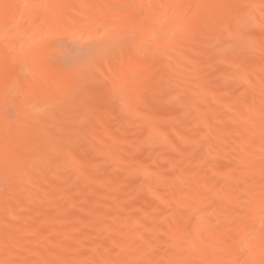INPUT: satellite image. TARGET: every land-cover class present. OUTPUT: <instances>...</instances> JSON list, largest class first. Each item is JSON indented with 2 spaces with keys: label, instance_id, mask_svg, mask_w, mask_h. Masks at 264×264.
Here are the masks:
<instances>
[{
  "label": "bare ground",
  "instance_id": "obj_1",
  "mask_svg": "<svg viewBox=\"0 0 264 264\" xmlns=\"http://www.w3.org/2000/svg\"><path fill=\"white\" fill-rule=\"evenodd\" d=\"M229 23L236 30L226 34ZM250 28L263 33L247 34ZM63 35L69 44L60 43ZM226 54L224 63L240 72L216 67ZM211 71L212 84L223 90L208 98L203 81ZM176 88L190 100L174 105ZM159 102L174 106L160 114ZM232 116L239 122L230 129ZM113 118L144 126L136 140L151 144L150 151L163 150L169 166L157 168V159L145 166L132 160L134 152L117 150L137 135L130 126L110 140L96 137L109 132ZM82 122L94 137L78 154ZM200 135L207 144L198 145ZM111 140L115 150L106 146ZM215 163L226 167L216 171ZM59 168V180L71 177L72 189L87 190L79 195L91 198L102 189L104 196L119 190L133 196L115 193L119 211L113 207L108 223H92L112 209L94 204L84 210L80 228H57L47 181ZM40 178L45 187L36 197ZM213 191L219 195L210 204ZM26 193L48 213L33 215ZM72 203L61 222L79 217L82 208ZM33 216V226L22 233L16 221ZM83 227L89 231L79 239ZM148 236L155 241L137 245ZM3 243L0 264H42L48 256L55 264H264V0H0ZM78 244L85 253L70 254ZM10 246L20 247L13 252Z\"/></svg>",
  "mask_w": 264,
  "mask_h": 264
},
{
  "label": "rangeland",
  "instance_id": "obj_2",
  "mask_svg": "<svg viewBox=\"0 0 264 264\" xmlns=\"http://www.w3.org/2000/svg\"><path fill=\"white\" fill-rule=\"evenodd\" d=\"M230 22V21H229ZM229 25H230V23H229ZM231 26V28L229 27V30H226V34H231L232 33V31L234 32V30H233V28H235V30H236V26L234 27H232V25H230ZM232 30V31H231ZM246 30V29H245ZM248 30V29H247ZM250 32V33H249ZM254 32V33H253ZM258 32H260V30H258V29H255V28H250L246 33L247 34H259V35H261L260 33H263V31H262V29H261V32L260 33H258ZM61 39V41H60V43L62 42V44H66L68 41H71V40H69V39H71L69 36H65V35H63V37L62 38H60ZM63 41H64V43H63ZM70 42H68V44H69ZM254 52V51H253ZM147 54V53H146ZM145 53H144V55H143V57H146L145 55H146ZM251 54V53H250ZM227 55V54H226ZM229 55H227V56H223L222 55V59L220 58L219 59V61L216 63V67H218L220 70H222V71H224V72H226V73H232V72H234V71H236V73L237 72H240L242 69L240 68V69H238V67H237V70H234V71H232L231 72V70H232V68H234V66H232V65H228V64H225L224 63V59H226V58H229L228 57ZM257 64V63H256ZM256 64H254L253 66H251V69L252 68H254V69H250L251 71H253L252 73V77L254 78V80L256 79L257 80V78L259 79V71H258V68H259V63L256 65ZM258 66V67H257ZM215 75H214V74ZM257 74V75H256ZM208 75V76H207ZM206 77H207V79L206 80H204L203 82H205V85H209L210 87H208V89H207V91L206 92H209V93H206V95L208 96V98H210L211 97V95L213 94V95H216V93L217 92H220V90L222 89L223 90V87L221 88V86H217V85H213L212 83H213V81L212 80H214V77L216 76V71L214 72H209L208 74H206L205 75ZM256 76V77H255ZM205 77V78H206ZM204 78V79H205ZM212 79V80H211ZM179 81V80H178ZM180 81H181V79H180ZM177 83H179L180 84V82H177ZM210 83H211V85H210ZM177 85V84H176ZM252 90H254V89H252ZM258 90V89H257ZM250 91V89L247 91V93H244L245 95L244 96H246V94H248V92ZM255 91V90H254ZM259 91V90H258ZM257 91V92H258ZM256 92V91H255ZM215 93V94H214ZM250 93H252V92H250ZM250 93H249V95H250ZM218 94V93H217ZM252 94H254V93H252ZM212 95V96H213ZM256 95V94H255ZM240 96H243V95H240ZM173 97V98H172ZM99 100V99H98ZM97 99H96V102L98 101ZM171 100H172V103H175L174 105H176V104H178V102L179 103H184V102H188L189 100H190V97H187V96H182L178 91H177V88H176V90L172 93V95H171ZM175 101H177V102H175ZM208 101H210L209 99H208ZM173 105V106H174ZM173 106H168V104H166V102H159V103H157V105H155V110L158 112V113H160V114H162V113H167V112H170L169 110H171V108L173 107ZM168 108H170V109H168ZM193 109H191V110H188L187 112H185L184 113V115H183V119H185L184 121H186V119L188 120V118L190 117H192V115H193ZM210 113V112H209ZM213 113H211V115H212ZM221 113L219 112V114L218 113H216V118L217 117H219V115H220ZM208 117L207 118H209V119H211V117L209 116V115H207ZM213 117H214V114L212 115ZM239 118H240V116H238ZM220 118H221V116H220ZM220 118H218V119H220ZM233 118H235V116H232V118L230 117V120L228 119L227 120V125L229 126V128L230 129H233L235 126H237L238 125V123L237 124H234V123H236L238 120H234ZM117 118H113L112 120H110L111 122H110V129L108 130L109 132L107 133L106 131H105V133H104V131H101V132H98L97 134H96V137H98L99 139H102V138H105L106 137V140L109 138V140L110 139H112V137L114 136V135H116V133L119 131V130H124V129H126L127 127H129L130 125H129V121H127V120H124V121H122V120H116ZM232 119V120H231ZM235 119H237V118H235ZM234 120V121H233ZM230 121V122H229ZM239 122V121H238ZM119 123V124H118ZM235 126H234V125ZM78 126H79V128H80V134H81V136H84V137H82V139H81V141H80V144L79 145H77V147L76 146H74V150L79 154V150H80V147L85 143V142H87V140H89V139H91V138H93L94 136L93 135H91V134H88L87 135V132H86V130H87V126L86 125H84V123L82 122V123H80V124H78ZM231 126H232V128H231ZM125 127V128H124ZM130 128H132V129H134V130H136V132H137V135L136 134H134L133 136L135 137V138H133V136H131V135H129L128 137H132L133 138V140L132 139H128V140H126V142L124 143H122V142H119L118 143V147L120 148H117V145L116 146H114L113 145V143H112V140H111V142H110V144H107L106 143V146L110 149L111 148V146H112V149L113 150H115L116 148H117V150H119V151H122V152H130V153H133L134 152V154L132 155V160L133 161H135L136 163H141V164H143V165H151V163H152V160L153 159H157L156 160V162L157 163H155V166L157 167V168H159V169H161V168H164V167H167V166H169V161L168 160H165V159H161V153L162 152H164L163 150H161L159 153L157 152V151H150L151 150V148H149L148 147V145H149V143H148V145H146V144H144V145H140L139 144V142L136 140V136H138V134L139 133H143L144 131H145V127L143 126L142 127V125H131L130 126ZM140 128V129H139ZM104 134V135H103ZM108 136V137H107ZM173 136V135H172ZM202 137H203V135H202ZM201 137V135L199 136V142H198V145L200 146L201 144H202V146L203 145H205V144H207V143H205L204 141L207 139L206 137V139L203 137L202 138ZM84 138V139H83ZM202 139H203V141H202ZM103 140V139H102ZM105 140V139H104ZM108 140V141H109ZM208 140V139H207ZM108 141H106V142H108ZM255 141H258L257 139H255ZM131 142V143H130ZM124 144V145H123ZM81 145V146H80ZM120 145V146H119ZM151 145V144H150ZM149 145V146H150ZM182 146H183V144H182ZM124 149V150H123ZM150 149V150H149ZM21 150H23V147L21 146V147H16V151H21ZM178 154V153H177ZM174 155H176V153H174ZM13 157H14V155H12ZM168 161V162H167ZM105 166V165H104ZM153 166H154V164H153ZM102 167V166H101ZM226 167V165H224V164H220V163H215L214 164V169L216 170V171H220L221 169H223L224 170V168ZM57 171V172H56ZM55 171V173H54V175L52 176V177H50L48 180L49 181H47V183L49 182V184H50V187L51 188H54V190H53V192H52V200H54V204H56V208H54V211L53 212H55L53 215H54V217H56L57 218V220L58 221H55V223H54V225H55V227H57V228H62V227H59L60 225L61 226H64L63 228H65V227H68L67 225H69V224H71V223H75V225H77V227H79L80 228V225H82V224H84L85 222H86V220H87V213H86V211H84L85 209H87V207H89V206H91V205H96V206H98V207H102V205H103V207L105 208V206H108V207H112V211L110 210V212H108L106 215L104 214V215H102L101 217H96L95 218V220L92 222V223H94V222H96V223H98L99 221L102 223V222H106V223H108V221L110 222V216H112L113 217V215H114V212H116V211H119V207L116 209V207H114L115 206V204L113 203L114 202V195H115V193H117L118 194V196L116 197V195H115V197L116 198H118V197H120V198H122V196H123V194H130V192H124V193H122L121 192V190H119L120 192H114L113 193V196H112V194H111V196H109L108 194V196L106 195V196H104V195H102V189L100 190L99 189V191L97 190V194L95 193V195L93 194V196L91 197L90 195V197L91 198H89L88 197V194H84V195H79V193H86V191H85V189H83V190H81L83 187H77V189L78 188H80V191H78L77 192V190L76 189H72L71 187H70V183H71V181H72V179H71V177L70 178H68V179H65V180H59V178H57L61 173V171H62V168H59V169H57ZM59 175H58V174ZM112 175H113V173H111ZM117 176H115L114 178H116ZM113 178V179H114ZM129 178H132L131 180H132V185L135 183V182H133L134 181V175L133 176H131V177H129ZM186 178V177H185ZM184 178V179H185ZM58 179V180H57ZM70 179V180H69ZM115 180V179H114ZM117 180H119L118 178L115 180V181H113V182H118ZM130 179H129V181H131ZM187 180V179H186ZM65 181V182H64ZM60 182H62V183H60ZM131 183V182H130ZM48 184V185H49ZM52 184V185H51ZM36 185H37V187H38V192H37V194L35 195L36 197H37V195L39 194V191H41L44 187H45V180L44 179H42V178H40V179H37V182H36ZM224 189H225V187H224ZM76 190V191H75ZM79 190V189H78ZM62 191H65L66 192V195L65 196H63V197H58V195L62 192ZM83 191V192H82ZM70 192H76V194H73V196H70L69 195V193ZM163 193H162V195L163 196H167L168 195V192L169 191H167L166 189H163V191H162ZM120 193V194H119ZM132 193V192H131ZM214 193V194H213ZM213 193L211 192V196L213 195L214 197H211V198H208V200H212V202L210 201H208V203H213V199H215L216 197H218V195H219V193H215L214 191H213ZM26 194H29V195H26ZM25 195H22V196H27V198H26V202H28L27 203V208L30 210V209H32L33 210V215H34V212L35 211H39V212H44V213H48V209L44 206L43 207V205H34V203H33V196H31L30 195V193H26ZM104 194V193H103ZM215 194H216V196H215ZM218 194V195H217ZM79 195V196H78ZM127 195V196H128ZM142 195V196H141ZM208 196H206V197H210L209 195V193L207 194ZM18 196H21V193L20 194H18ZM17 196V197H18ZM82 196V197H81ZM84 196H86L87 198H85ZM132 194L131 195H129L128 197H129V199L130 198H132ZM145 196V197H144ZM83 197H84V199H83ZM128 197H126V198H128ZM140 197H144L143 199H146L147 197H146V195H145V192H141L140 193ZM151 198V199H150ZM148 197L147 198V200L149 199V201H147V202H150L149 204H151V203H154L155 202V199H154V197ZM206 199V198H205ZM55 201H56V203H55ZM72 202H76V204L78 205V208L80 209V208H82V210H78L79 212H78V216L79 217H77V219H73V220H71V219H69V218H67L66 220H64L63 222H61L62 220L61 219H58V218H60V217H62V215L64 216L65 214H62L64 211H63V209L64 210H73V203ZM147 202H144V205H143V209H146L147 207H148V203ZM89 203V204H88ZM101 205V206H100ZM32 207V208H31ZM39 209H38V208ZM62 207V208H61ZM107 207V208H108ZM115 208V210L116 211H114V208ZM129 207H131V206H129ZM128 207V208H129ZM37 209V210H36ZM31 210V211H32ZM48 210V211H47ZM129 210V212H133V213H140L139 211H135L134 210V208L132 209V208H129L128 209ZM52 211H51V213H53ZM43 213V214H44ZM64 213H67V212H64ZM69 213H70V211H69ZM110 214V215H109ZM109 215V216H108ZM35 216H33V217H27L26 219H24V220H17L16 222H17V226L18 227H20V231L23 233V226L25 227L24 229L25 230H28L29 228H30V226L32 227L33 225H32V223L33 222H35V221H32V218H34ZM105 217V218H104ZM109 217V218H108ZM30 218V219H29ZM108 218V219H107ZM68 219L70 220V221H68ZM106 219V220H105ZM33 220H35V218L33 219ZM56 220V219H55ZM61 220V221H60ZM98 221V222H97ZM26 222V224L24 225V223ZM99 222V223H100ZM20 224V225H19ZM22 224V225H21ZM42 225V227L44 228V226L45 225H43V224H41ZM41 225H40V228H41ZM66 225V226H65ZM73 225V224H72ZM46 227V226H45ZM43 228H41V230H45V228L43 229ZM87 228L88 227H83L82 229H80V230H78V232L79 233H77V236H78V238L79 239H82L85 235H86V233L89 231V229L87 230ZM145 229V230H144ZM140 230V232H141V230H142V232L143 233H147V228H140L139 229ZM42 232V231H41ZM46 231H44V233H45ZM20 233V232H19ZM22 233H20V234H22ZM84 233V234H83ZM105 233V232H104ZM84 235V236H83ZM159 236L157 233L154 235V236ZM153 238V239H152ZM155 237H153V236H148L146 239H139V240H137L136 242H137V245H139L140 247H143L144 245H146V244H150V243H152V242H154L155 241V239H154ZM5 240H7V239H5ZM4 241V240H3ZM8 242V241H7ZM65 243V240H63L62 242H61V244H64ZM4 244V243H3ZM3 244L1 245L0 244V246L2 247V248H6V244H4L5 246H3ZM39 246V245H38ZM40 246H42V245H40ZM139 246H137V247H139ZM0 247V248H1ZM20 247V246H10V248H9V251H18V248ZM17 249V250H16ZM13 251V252H14ZM85 248H84V246H82L81 244H78L77 245V247H76V249L74 250L73 248H72V250L71 249H69L68 250V252L70 253V254H74V253H77L78 254V256H80V255H82V254H84L85 252ZM76 254V255H77ZM40 259V258H39ZM43 260V261H42ZM42 260L40 259V261H41V263L42 264H48V263H50V264H55V262H56V259L55 258H53V257H45V258H42ZM45 260V261H44ZM47 260V261H46ZM52 260V261H51ZM49 261V262H48ZM52 263H51V262ZM38 262H39V260H38ZM44 262V263H43ZM46 262V263H45ZM54 262V263H53ZM34 264H37V263H34ZM73 264V263H72Z\"/></svg>",
  "mask_w": 264,
  "mask_h": 264
}]
</instances>
